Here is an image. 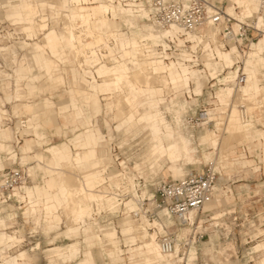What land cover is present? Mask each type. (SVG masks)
Returning <instances> with one entry per match:
<instances>
[{
  "label": "rangeland",
  "instance_id": "374dc122",
  "mask_svg": "<svg viewBox=\"0 0 264 264\" xmlns=\"http://www.w3.org/2000/svg\"><path fill=\"white\" fill-rule=\"evenodd\" d=\"M36 1L41 8L39 9V11H41L39 14L47 16L50 28H55L59 32H62V29L67 26L66 24L69 25V21H66L68 19L64 18L66 14H70V9L67 8L66 0ZM97 1L98 0H93V3H97ZM170 1L184 3V1L188 2L189 0ZM206 1L210 4L214 3L227 11V6L229 4L227 0ZM19 2L21 3L22 1L0 0V71L6 74H4L5 76L3 77L0 76V84L2 86L0 87V144L10 146V151L17 155L16 158H12L9 152H0V166L3 167L0 168V183L2 174L18 169L19 167H25L24 169L29 168L31 179L21 191L16 192L12 200L6 203L0 200V218L5 222V225L4 223L0 224V233H8L15 238L14 243L8 245V247L11 246V248H7L6 246L2 247L5 251L3 256L8 258L3 259L0 256V264H12V260L23 252H27L29 256V264H49V259L55 261V263H59V260L51 258L52 252H47V249L53 246L65 247L73 242H82L83 239L85 240L83 232L72 238H68L65 235L68 228L76 224L75 220H73L75 216L73 217L74 214L73 211H71L76 204L72 202V199L74 200L76 197V202L91 207L89 209L91 211V216H93L96 210H102L99 223L96 220L92 222L88 221L87 225L96 227L90 234L94 237V241L96 240V236L100 234L98 227L101 229L105 227L106 229L104 230L109 231H102L104 242L116 248L117 251L121 247L123 250L122 258L114 261V264H156L155 262L148 263L146 261V249H143V251L139 250V247L143 246L142 243H126V240L120 233L123 220L127 216H130L137 225H142L146 220L151 222L155 220L163 223L165 222L162 218L165 210L155 209V207L151 206L147 201H145L146 204H144L143 209H141L139 216L135 217L133 214H129L131 211L126 215V206H121V208L118 207L119 203L114 198L100 201L98 196H95L93 193L85 196L78 194V196L74 195L75 197L72 193L70 196V203L60 206L57 210V215H59L61 219L60 225L58 226L53 216L48 215L47 211L44 210V198L41 197V199L38 200L35 198L33 200L40 201V203L37 206V211L31 212L30 206L32 204H30V199L27 197V189L34 188L35 186L41 188L48 187V182L56 173L54 174L53 172V174H51L50 172L49 174L47 166L58 168L59 170L57 171L64 173V164L49 165L52 155L46 152V150L53 146H61L59 145L61 143H67L74 137V134L79 133V131L75 129L78 123L72 118L73 115L70 113H74L76 118L79 117L83 120L86 116L84 117L81 114V109L83 112L84 108H90V111L93 112L92 116H97L100 112L96 114L92 104H88L87 101L81 100L77 103V109L75 111L70 110V112L66 114H61L59 107H61L64 102L68 101L69 92L78 88H85L90 91L91 84L87 85L81 82V75L78 79H74V73L78 72L76 66H74L77 58H73L75 56H73V51L70 48H66L68 56L65 60H68V62L64 65H69L71 70L66 71V68L56 70L53 73V77H51L46 69H42L40 66L37 67L34 59V55H36L34 54L36 53L35 47L32 48L31 46L32 44L35 45V43L41 42L40 40L43 39V35L39 34L38 39L29 40L24 32V25L16 24L8 18V15L13 10L19 11ZM115 4L117 5L118 3L116 2ZM89 6L90 5L80 7L78 10L81 12L87 11ZM245 8L247 13H251V8L248 4H246ZM116 12V16L114 15L113 17L114 19L118 18L121 13L131 14V11H123L120 8H116ZM39 14L37 17H39ZM57 14H59V16ZM241 15L242 10L236 5L235 16L233 17L238 18ZM15 16L21 23L23 22L19 13ZM110 18H112V16ZM133 18H135V16ZM37 20L39 21L38 18L36 21ZM247 21L248 20H246V22ZM81 24V22H78L76 26H73L75 33L77 32V35L82 33L88 36V34H86V28L82 27ZM116 24L117 30L127 34L126 36L128 38H132L135 32L140 34V36L147 34L148 31L145 29V26L153 28L145 19L140 20L139 18L137 20L139 31L137 29H131V26L129 28L125 26L120 18L116 21ZM105 25L106 24L99 22L98 25H96L97 32L100 34L106 33L102 30ZM235 29H237V26H235ZM208 30L209 29H205L203 33H206ZM153 31L154 28L152 32ZM59 35H61V33H59ZM87 39L90 40V38ZM183 39L184 38H181V40ZM64 41L65 44H67L66 40ZM254 42H257V39L254 40ZM168 44L170 45V43ZM247 44L248 48L246 49V53H249L250 43ZM232 46H234V44H231L230 48ZM161 48L162 47H157V50ZM171 50L174 51V49ZM169 53L170 59L167 61L170 62L169 66L173 65L172 67L185 68L187 71L206 69V61L203 62L204 66L201 65L191 69L190 67H183V64L176 63L177 61H181L179 55H172L171 51H169ZM240 53L245 57L246 54L242 53L241 50ZM39 55H42L44 60L49 57H47L44 52L39 53L38 56ZM241 59L242 58H240L239 61H241L240 65L243 70V59ZM208 62L210 72L215 73V75L211 77L215 78L219 74H221V76L213 80L212 78L209 79L207 73H204L203 76L205 80L203 81L205 83V88L203 94L201 96H195L193 94V99L190 98L188 93L182 94L184 87L178 91H170L168 90L170 88H168L165 89L164 93L161 95H157L155 92L157 87H160L158 89H163L164 85L159 81L158 83L154 81L155 88L151 90L142 88L141 86L143 85L141 83H136V86L139 88L138 91L142 94L137 95L139 97L137 102L140 103V105L133 104L131 101L127 104V99L125 98H133L136 94L128 84L123 85L122 92L100 95L103 108L101 115L98 116V122H95V125H97L106 136V141L101 144L100 149V154L104 157L103 163L107 166L105 176L112 177L117 173V171H115L117 170L115 159L119 157V162H127L129 166L128 172L131 176L130 179L133 177L136 179L137 183L140 182L141 187L138 189L137 193L140 195V199H148L152 197V195H155L157 186L160 182L179 180L190 172L201 171L209 165H214L221 176L216 185L214 198L210 202L211 205L208 209L204 207L201 211L197 212L194 221H191L190 224H183L172 217V223L168 225L165 223L166 226L163 231L158 227H151L149 221H147V224L144 226L147 227L149 233H157L158 244L160 238L164 235L170 234L176 238V243L179 245L173 257L168 258L171 264H188L191 247H193V251L195 249L197 250V258L190 261L189 264H259L261 261H264V160L261 159L263 148H256L254 143L251 144V141L258 139L259 133L257 132L264 131V101L259 103L261 100L256 101L255 99L256 102H252L255 97L250 99L251 101L248 100L252 96L247 100H245L246 98L244 99L249 105L248 113L253 122V137L250 140L243 141L248 135L245 137L241 135L242 138H244L240 139L241 136L239 137L237 131L232 129V126L228 124L229 122L231 123L232 120L234 121L235 117L238 118L236 123H240V121L237 122L240 118V111L238 110L240 101H236L235 98H233V86L227 83L229 81V76L227 74L230 70L221 73V69L215 66L214 61ZM121 63L127 64V62ZM142 65L143 62L139 63V65H131L130 63L128 67L131 71H136ZM20 66L21 69L24 68V70L20 71L18 75L17 70ZM27 67L30 68V70L25 69ZM216 69L219 70L217 71ZM62 71H66L65 74L61 73ZM81 74H83L82 78H86L84 73ZM97 81L101 83V79L98 78ZM106 81L108 82L110 79ZM261 84L264 86V81ZM244 87L245 86L241 87V92H244ZM191 88L194 90V83H191ZM18 91H20V94ZM17 93L19 96H22L21 100L19 99L20 101L16 100L15 95ZM7 97L10 99H8L9 101ZM110 99L115 105L112 110L108 109L106 106V100ZM171 99H173L174 104L171 111H168L167 108L169 105L171 106ZM176 99L181 102H186L188 104L187 110L182 107V111H180V109L175 106L174 101ZM228 99L233 100L231 102L227 101ZM150 101L152 102V107L159 106L156 107L160 109L159 114L167 118L175 128L176 133L182 131L186 138L193 143L195 147V152L192 154L193 161H189L183 157L177 164H174L169 159L168 155L163 157L153 155L152 148L155 144V138L150 128L147 126H139L133 129L131 125L126 122V119L133 120L139 115V111L135 113L132 107L138 106L140 107V112L144 113L146 109H149V106L145 104ZM235 101L236 103H234ZM227 102H229L230 106L223 105ZM27 105H31L32 110H26L25 107ZM143 105L145 106L141 107ZM123 111L125 114L123 113L124 115L120 116V112ZM233 112L236 114L234 113L233 115ZM175 114L177 115L176 119H180L179 122L183 125L182 128L179 127V123L175 120ZM180 115L181 118L178 117ZM118 117L120 118L118 119ZM210 117L213 118V120L210 121ZM119 123L124 124L120 130L117 128ZM37 125L39 127L36 129L35 126ZM74 129L75 131H73ZM209 130L213 132L216 131V135L213 137L220 140L218 147L213 146L210 140L205 141V137L211 134ZM37 134H42V138L44 139L41 140ZM26 142H29L31 147L29 156L42 154L45 160L39 164V161L35 158H31L28 162L23 163L22 150ZM68 145H70V143H68ZM249 146L252 148L251 151L248 148ZM66 148L67 151H71L68 146H66ZM226 155L229 156V158L227 162H224V157ZM246 161H253L258 169L256 170L254 167H251V164H245L244 162ZM138 166L139 168L136 169L135 167ZM179 168L182 170L181 175L176 173ZM70 173L72 179L68 181L66 185L77 187V185L80 184L78 178L81 177L84 180L85 176L90 173V170L86 164H81L77 166V169L70 170ZM105 176L101 175L103 181L96 185V191L106 192L102 189ZM55 180L59 186H62L66 183V174L56 175ZM129 185L132 187L133 183L129 182ZM53 193H56V190H52L51 194ZM133 193L135 195L136 191L133 190ZM131 200L135 202L133 197L128 202ZM91 201L94 202H92L94 211L92 210ZM72 203L73 205H70ZM136 204L138 205L136 211H138L141 206H139L138 203ZM125 210L126 213H124ZM112 228H116L119 231L121 239L118 237V232ZM114 232L117 233V237L113 240H109L107 236ZM136 232L138 231L135 230V228H129L124 230L123 234L129 236ZM138 233L139 239L148 238L141 237V233ZM199 235H203V238L199 239ZM51 240L53 245H50ZM100 246L104 248L105 252L113 251L108 247L105 248L103 244L96 245L93 248L96 256V264H109L110 260L106 256L100 254ZM85 252L86 245L82 244L81 255L66 263L78 264L81 259H85ZM21 263L23 262L20 261V264Z\"/></svg>",
  "mask_w": 264,
  "mask_h": 264
},
{
  "label": "crops",
  "instance_id": "0c3cea01",
  "mask_svg": "<svg viewBox=\"0 0 264 264\" xmlns=\"http://www.w3.org/2000/svg\"><path fill=\"white\" fill-rule=\"evenodd\" d=\"M98 1L109 3V1H103V0H98ZM227 1L229 4L227 6L226 12L229 15H231L232 17L235 16L236 5L238 6V8H240L242 10L241 16H239L238 18L234 17L237 21L243 22L245 19L251 18L253 16V14L257 12V9H258V0H227ZM246 4H248L250 6L251 13H247L245 11ZM111 5H113V4H111ZM212 5H216V4L212 3ZM38 6H39V4H38ZM114 7L120 8L123 11L129 10V9H125V8L118 7V6H114ZM39 9H41L40 6H39ZM129 11H131L130 12L131 14L121 13L119 15V17L115 18V19L113 18V15L111 14L112 18L105 25L104 29H102L103 32H106L103 35H105V34L107 35V34L111 33L112 31L117 30L116 21L119 18L123 21V23L126 26V20L129 19V15L131 17L135 16V18L130 19L131 20V24H130L131 29H137L139 31V26L137 24V20H138V18H144L145 16L144 15H137L132 10H129ZM18 13H19V11L13 10L8 15V18L16 24H22L20 22V20L15 16ZM113 13H117V12L114 11ZM96 25H98V23H96ZM64 29H62V32H59L57 29L56 30L59 33H61L62 36H65V34L67 32L64 31ZM145 29L148 31V33H147L148 35L152 33L153 28H150L149 26L148 27L145 26ZM119 32H122V31L119 30ZM147 34H146V36H148ZM81 35H84V34H81ZM125 35H127V34H125ZM141 36H144V35H141ZM141 36H140V34L135 32L134 36L132 38H129V39H135V38H139ZM27 45H30V44H27ZM32 46H33V44H32ZM237 50H232V51H234V53L237 55L238 61L240 60V58L243 59L244 71H245L246 75L248 76V80H247L246 85L249 84L250 87H249V89L247 88L246 94H250L253 97H255L256 101L261 100L259 102V103H261V102H263V99L260 97L261 96L260 88L264 87L261 84L264 81V36L261 37L257 42H254L252 44L250 52L246 53V55H245L246 58L244 57V55L242 56V54ZM137 51H138L137 49H134V51H131V57H133L134 59L137 57V54H138V53H136ZM34 54H36V55H34V59H35L37 67L40 66L42 69H46L50 73V76L53 77V75H54L53 73L57 69H55L53 72H51L45 66V62L47 61V59L44 60L42 55L38 56L39 53H34ZM246 60L252 61L254 63V66L249 68L248 71L245 67V61ZM139 63H142V61L140 60L137 65H139ZM168 65H170V63H168ZM206 65L208 67L209 62H207ZM99 66L100 67L105 66V67L100 69ZM99 66L96 67V73L98 74L99 78L101 79V83H99L97 80H95L96 78L92 76L91 77L92 80H90V84H91L90 85V94L87 97H83L81 99L73 100L74 96H75V90L76 89L71 90L69 92L68 101L64 102L62 104V106L59 107V110H60L61 114H66V113L70 112V110L75 111L77 109V103L81 100H85V101H87L88 104H92L94 106L96 114H98L99 112L100 113L97 116H92L93 112L90 111V108H88V107L84 108L85 111L83 110V112L81 109V111H80L81 114L84 117L86 116V118L83 120L80 119L79 117L76 118L74 113H70L71 115H73L72 118L78 123L77 126H75V129H77L79 131V133L74 134V137L72 139H70L67 143H61V144H59L61 146H53V147L46 150V152H48L52 155V159L50 160L49 165L50 164L51 165L52 164H56V165H63L64 164L65 165L64 173L65 174L67 173L66 174V183L63 184L62 186H59L56 183L55 176L60 175V174H64V173L59 172V171L57 172V170H59L58 168H52L50 166H47L48 172L53 171V172L57 173L53 177L50 176L51 179L48 182V187L47 188H41L39 186H35L34 188L27 189V191H26L27 197L30 199V204H32L30 206L31 212L37 211V206L40 203V201H37V200L41 199V197L44 198V201H43L44 210L47 211L48 215L53 216V219L55 221H57V224H56L57 226L60 225V222H61L60 216L57 215L58 208L60 206H63L64 204L68 205L70 203V195L73 192L78 193L81 190V189H79V188H81V186H84L86 188V190L88 191L87 195H91V193H93L95 196L96 195L98 196L100 201H104V198L101 194L102 192L96 191L97 190L96 185L100 184L103 181V178L101 177V175L104 172L103 171L104 168L107 167L106 164L103 163L104 157L101 156V154H100L101 144H103L106 141L105 140L106 136L101 132V129L98 128L97 125H95V122L96 123L98 122V116L101 115V113H102L101 111L103 108L102 99H100V95H108V94H114L115 92H117V93L122 92L123 91V85L128 84L131 87V89L136 92V94L134 95L133 98H125V99H130L133 104L140 105V103L137 102L139 99V97L137 95L141 94L138 91L139 88L131 80H129L128 75H127V74L135 72V71H131V69L128 67L127 64L121 63V62L118 65L113 66V67H109L106 65H99ZM182 66L185 67V65H182ZM186 67L188 68V66H186ZM185 70H186L185 68H177V73L184 74L182 72ZM187 72L188 73L185 76V81L178 83L176 88H175L176 89L175 91H178L179 89L184 87L182 94L188 93L190 95L191 99L194 98L193 94L195 96H201L203 94V90L205 88V83L203 81V80H205V78L203 76L204 72L201 70H191V71H187ZM248 72H250V73H248ZM205 73L208 74L209 79L212 78L213 80L218 79L221 76L219 74L215 78L211 77L213 74L215 75V73H211L209 68H208V71H206ZM84 74L86 75V78L88 79V75L91 74V72L84 71ZM18 75H19V72H18ZM80 75H81V82H82L83 74H81L79 72L74 73V76H75L74 79H78V77ZM116 76L119 77L121 80V85H120L119 90L117 89V86L115 83V77ZM111 77H113V78H111ZM108 78L110 79V81L107 82L106 79H108ZM191 83L195 84L194 90L191 88ZM59 84H61V83H59ZM244 89H245V87H244ZM155 92L157 95L162 94L161 92L158 91V89ZM235 96H236V94L234 91L233 97H235ZM105 99H107V98H105ZM106 101H107V103H106L107 108L112 110L114 108V102L111 100H106ZM174 102H175V106L178 107L180 109V111H182V107H184V109L187 110L188 104L186 102H184V101L181 102L178 99H176ZM173 104H174L173 99H171V106L169 105V107L167 108L168 111H171ZM223 105L230 106L229 102L224 103ZM139 108L140 107H138V106L132 107V110L136 113L137 111L140 110ZM139 115H140V113H139ZM176 116L177 115L175 114V120H177V122L179 123L178 124L179 127L182 128L183 125L179 122L180 119L179 120L176 119ZM180 118H181V115H180ZM210 120H212V119H210ZM166 121L172 127L171 132L159 130L154 126L153 127L149 126L148 124H140L139 125L137 122V118H135L133 120L126 119V122L128 124H130L133 129H135L139 126H145V127L147 126L150 128V130L153 133L154 138H155V144L153 145V148H152V154L153 155H159L160 157L168 155L169 159L174 164H177L178 161L183 157H185L189 161H193L192 154L195 152V147H194L193 143L189 139L186 138V136L184 135V133L182 131L179 133H176L175 128L167 120V118H166ZM242 124L245 127V132L248 133V136L243 141L250 140L253 137V135H252L253 134L252 133L253 122L248 121L246 119V121ZM123 125H124L123 123H119L117 128L120 130L123 127ZM38 127H39L38 125L35 126L36 129ZM152 128H154L155 130ZM75 129L73 131H75ZM215 133H216V131H214L211 134H208L207 137H205V141L210 140V141H212L213 146L218 147L220 140L218 138L213 137L216 135ZM257 133H259L258 139L252 140L251 144L254 143L256 148L257 147L258 148H260V147L264 148V131L257 132ZM37 136L39 138H41V140L44 139V138H42V134H37ZM68 143H70V145H68ZM65 145L70 148V150H71L70 152L66 150L67 148ZM251 146H249L250 150L252 149ZM73 149L75 152L73 151ZM22 151H23V156H22L23 163L28 162L29 159H31V158H33V159L35 158L37 161H39V164L45 160V157L42 154H36L34 156H29L30 151H31V147H30L29 142L25 143ZM0 152H9L12 155V158L17 157L16 154H13V152L10 151V146L5 145V144H0ZM78 152H82V153H78ZM228 158H229V156H227V158H225L224 162H227ZM244 163L245 164H251V167H254V169H256V170L258 169V167L256 166V164H254L253 161H249V162L246 161ZM81 164H86L90 170V173L85 176L84 180L81 177L78 178V180L80 181V184L77 185V187L76 186H71V187L67 186L66 185L67 182L69 180L71 181V179H72V175L70 173V170L77 169V166L81 165ZM0 168H3V167L0 166ZM135 168L137 169V168H139V166L135 167ZM176 173H178V175H181L182 170L179 168ZM52 190H56V193L51 194ZM35 198L37 200L33 201ZM96 199H94V200H96ZM96 201L100 202L98 200H96ZM92 202L93 201H91V206H92V210L94 211V206H93L94 202L93 203ZM107 204H109V203H107ZM210 205H211V203L208 204L205 208L208 209L210 207ZM84 206H86V205H84ZM125 206L127 208L126 214H128V212H130V211H136V208L138 209V205L133 200H131L130 202H127ZM86 207H90V206H86ZM118 207H119V204H118ZM109 209L111 210L110 207H109ZM90 212L91 211L89 210L88 211V221L92 222L94 220H93V216L90 215ZM194 217H195V215H194ZM194 217L192 218V222L195 219ZM162 218L165 220L164 223L160 222V221H156V220L153 222L146 220L142 225H146L147 221H149L151 224V227H158L161 231H163L165 229L166 224L168 225V224L172 223L171 222L172 216L167 210H165ZM2 223H4V225H5V222H3V220L0 218V224H2ZM136 225L137 224H135V221L132 220V218L130 216H127L124 218L120 233H121L122 237L126 240V243H129V244L130 243L134 244L136 242L142 243L143 246L139 247V250L143 251V249H146L145 259L148 263L155 262L156 264H171V262L168 260L167 257L162 256L159 253L160 249H159V244L157 242V235H156L157 233L156 232L154 234H151V233H149V231H147V233H146L149 236L151 235L150 237L152 239V243L149 242L147 239H139L138 238V236H139L138 232H136L132 235H129V236H126L123 234L124 230L129 229V228H134V227H136ZM95 228H96L95 226H89V225L83 226L81 224H75V226L69 227L68 230L65 232V235L68 238L75 237L78 234L83 232V234L85 235V240L83 239L82 242H79V241L73 242V243H71L65 247L53 246V247L47 249L46 250L47 252H52L51 258L59 260V263H55V261H52L49 259V264H63V263L67 264L66 262L76 259L77 257H79L81 255L82 244L86 245L85 259H81L78 264H96V256H95V252L93 251V248L99 244H103L105 248L108 247V248L113 250L111 252H105L104 248L100 246L101 247L100 254L106 256L110 260L109 264H114V261L121 259L122 255H123V250L121 249V247L119 248V250H118L119 252H118L116 248L111 247V246L107 245L106 242H104V239L102 236V231H109V230H104V229H101L98 227L100 234H98L96 236V240L94 241V239H93L94 237H92L90 234L93 232V229H95ZM112 229H114L118 232V237H119V239H121L119 236V231L116 228H112ZM112 229H110V230H112ZM116 237H117L116 232L111 233L110 235L107 236V238L109 240H113ZM14 239L15 238L12 235H9L8 233H5V232L0 233V249H1L0 250V256L3 259H7L8 257L3 256L5 251L2 249V247L6 246L7 248H11V246L8 247V245H10L11 243H14ZM111 242H113V241H111ZM120 243H121V240H120ZM50 245H53L52 240L50 241ZM172 257H173V255L170 256V258H172ZM196 258H197V250L195 249L194 251L192 250L190 252L189 260L192 261L193 259H196ZM20 261L23 262L21 264H29V256H28L27 252H23L18 257H15L12 260V264H20ZM259 264H264V261H261Z\"/></svg>",
  "mask_w": 264,
  "mask_h": 264
},
{
  "label": "bare ground",
  "instance_id": "6f19581e",
  "mask_svg": "<svg viewBox=\"0 0 264 264\" xmlns=\"http://www.w3.org/2000/svg\"><path fill=\"white\" fill-rule=\"evenodd\" d=\"M21 1H22L21 3L19 2L20 5L18 6V8H19V15H21V19L23 20L22 24L24 25V28H25L24 32L27 35V38H29V40L38 39L39 34L43 35V39L40 40L41 42L35 43V45L33 44L34 46H32V47H35L34 49H35L36 53L44 52L47 55V57L49 56L47 58V61L45 62V66L51 72L56 67H58V68H56L57 70L63 69L59 65L58 62L63 63V64H66L68 62V60H65L66 57L68 56L67 52H66V48H70L73 51V54H74L73 56H75L73 58L79 59V57L83 56L84 59H85L84 62H85V65L87 66V69L89 67H91V66L94 67L93 71H90V70H87V69H84V68H83V70H79L76 67L79 73H84V71L91 72V74L88 75V79L85 78V77L82 79V82H84L87 85L90 84V80H92L91 79L92 76L96 78L95 80H97L99 78L98 74L96 73V67H98L99 65L114 66V65H118L120 62H127V65L130 64V63H131V65H137L140 60L143 62V65L140 66L138 68V70H136L135 72L127 74L129 80H131L135 85H136V83H141L143 85V86H141L142 88H145L147 90H151V89L155 88L154 81L157 82V83L159 81V82L164 84L163 85V89L162 88L158 89L160 87H157V86L156 87H157L159 92L164 93V90L168 89V88H170V89H168L170 91L176 90L175 88H176L177 84L182 82V81L183 82L185 81V76L187 75L188 72L185 70V71L182 72L184 74L177 73V68L176 67H172L173 65L169 66L168 63H170V62H165L162 59V57L159 56V53H157V50L155 49V47H160V46H162L163 48L167 49L168 48V44L165 42V39L166 38H170V36H175V34L178 31L177 28L166 29V30H158L152 25L151 27L154 28V32H152L149 35L147 34L149 37L146 36V34H144V36H141V37L135 38V39L127 38L126 35L123 32H119L118 30L112 31L111 33H109L107 35L106 34L103 35V34H100L99 32H97V29H96V23L97 22L98 23L102 22L104 24H107L108 21L111 19L110 18L111 14L113 15V17H114V15L116 16V13H113L114 11H116V8L114 6H118V7H122V8H125V9L132 10L137 15H144L145 16L144 18H139L140 20H144V19L148 18V11L147 10H135V8H133L131 5L124 6L123 4H121V2H118V4L116 5L115 1H117V0H107V1H109L110 4L107 3V2L105 3V2H101V1H97V3H93V0H66L67 8L70 9V12H69L70 14H66V17H64V18L68 19L66 21L67 22L69 21V25L66 24L67 26L64 27L67 30V33H66L67 35L65 34V36H62V35H59V33H58V31L56 29L49 27L47 16H45V15L42 16L41 14H39V12H40L39 11V6H38V3H37L36 0H21ZM187 3H188L187 1L184 2V4H187ZM111 4H113L114 6L111 5ZM87 5H90L87 11L81 12L80 10H78L81 6L83 7V6H87ZM216 6L217 5L210 4V10L213 11V7H216ZM129 10H127V11H129ZM258 12H259V2H258L257 12L254 13L251 18H254L255 15L258 14ZM38 14L40 16V20L36 21V19L38 18L37 17ZM131 18H133V17H131L129 15V19L126 20V26L128 28L130 27V24H131V20H130ZM78 22H81L82 23L81 24L82 27L86 28V31H87L86 34H88V36L87 35H81L82 33L80 35H77L76 34L77 32L75 33L73 26L74 25L76 26L78 24ZM239 22H241V21H239ZM243 22H246V19ZM207 32L206 33H207V35L209 37L213 38L214 40L216 39L217 31L215 29L209 28V30ZM263 36H264V33L259 38H261ZM199 37H200V35H190L189 36V38L192 39V40H195V39L199 40L200 39ZM87 38H90V40H88ZM258 39H257V41H258ZM64 40H66L67 44H65ZM143 42H148V43L144 44ZM253 43H254V41L251 43L250 49H251V46H252ZM180 44H182L181 40H180ZM100 48H103V49L106 50V52H108V54H106V56L108 58V61L104 60L105 59L104 55L99 56L98 49H100ZM236 48L237 47L232 46L230 49H216V52L214 53V58H213V55L210 53L209 54V58L206 59V63H205L206 69L205 70H201V71H203L204 73L206 71H208V67L206 65L208 61H212V62L214 61L215 66L217 68L221 69V73L222 72H226V70H230V72L227 74L229 76L228 77L229 81L227 83L233 86V90L235 91V94H236V96L233 97V98H235L236 101H243V102L247 103V101H245V100H247L252 95L246 94L247 93V88L249 89L250 86H249V84L246 85L247 80H248V76L246 75V73L244 71V67H243V71H244V74L247 76L246 83L244 85H241V86L237 87L236 86V82H235L236 77H237V69L235 68V66H236V64L238 62H241V61H238L237 55L234 53V51H232V50H237L238 49V48L237 49ZM134 49L138 50L136 52L138 54H137V57L135 59L133 57H131V51H134ZM237 51H239V50H237ZM180 57L184 61L186 59V57H187L186 52L182 51ZM62 61H65V62H62ZM183 61H177L176 63H180V64H183L185 66L190 67L189 65L183 63ZM75 62H76V60H75ZM243 66H244V64H243ZM252 66H254V63L252 61H247V60L245 61V67H246L247 71ZM103 67H105V66H101L100 69H102ZM190 68L194 69L193 67H190ZM25 69L30 70V68H28V67L25 68ZM219 69H217V71ZM23 70H24V68L21 69V66H20V68L17 70V72H20V71H23ZM248 73H250V72H248ZM4 74L5 73L3 71H0V76L3 77V76L6 75V74L5 75ZM111 78H113V77H111ZM108 79H106V80H108ZM160 79H162V80H160ZM115 83H116L117 89L119 90L120 89V85H121V80L117 76L115 77ZM3 86H5V85H3ZM9 86H10V84H9ZM243 86H245V89H244V92H241L240 89ZM0 87H2L1 84H0ZM7 87H8V85H7ZM18 92L20 94V91H18ZM260 93H261L260 97L264 98V96H263L264 95V87L260 88ZM19 94L17 93L15 95L17 101H20L21 98H22V96L21 95L19 96ZM89 94H90L89 89L78 88V89L75 90V96H74L73 100L80 99V98H83V97H87ZM8 97H7V100L11 96L9 98ZM253 98L254 97L252 96L248 100L253 99ZM232 100L228 99L227 101H231L232 102ZM253 100L254 101H252V102H256L255 98ZM130 101H131L130 99H127V101H126L127 104ZM236 101L234 103H236ZM263 101H264V99H263ZM0 102H1V100H0ZM4 104H5V101H4ZM145 105H148L149 109L148 110L146 109L144 113H141L140 110H139L140 115L137 116L138 124L139 125L140 124H148L149 126H151V127L154 126L157 129H159V130L166 131V132H171L172 131L171 125H169V123L166 121V118L163 115L161 116L159 114V110L160 109L156 108V107H159V106L152 107L151 106L152 105L151 101L148 102ZM145 105H143L142 107H144ZM248 106L249 105L247 103V117L241 116V112L239 114L240 118H239V120L237 122L240 121V123H236V120L238 119L236 117H235L234 121L230 120L232 124L230 122L228 123V124H230L232 126V129H235L237 131V135L239 137L241 135H243L244 137L246 135H248V133L245 132V127L242 124V123H244L246 121V119L248 121H251V118H250L249 113H248ZM31 107H32L31 105H29V106L27 105L25 107V109L26 110H32ZM233 109H234V105H233ZM123 113L125 114V112L123 111V112H120L121 115L120 114L119 115L122 116V115H124ZM234 113L235 112H233V115H234ZM237 114H238V111H237ZM126 115H127V113H126ZM231 116H232V114H231ZM178 117H180V116H178ZM119 118L120 117H118V119ZM210 119L213 120V118H211V117L209 118V120ZM209 131L211 133H213V131H211V130H209ZM228 132L230 133V130ZM229 135H231V134H229ZM243 138H242V136L240 137V139H243ZM226 139H228V138H226ZM221 155H222V153H221ZM225 158H227V155L224 157V159ZM104 170L106 172L107 167ZM50 172H51V174H53V171H50ZM50 172H49V174H50ZM105 172H103V174H102L103 176H104ZM55 173L56 172H54V174ZM182 178H180V179H182ZM131 179L129 178L128 182L133 183V185H132V189H133L134 181H133V178H131ZM79 189H81V190L78 193L73 192V196L74 195L78 196V194L83 195V196L87 195L88 191L86 190V188L84 186H81V188H79ZM137 193L138 192H136L135 195L133 193V199H135L136 203H138L139 200L141 201L140 195L137 194ZM101 194H102V196L104 198V201L114 198V197H112L110 195H106V192L105 193L102 192ZM75 199H77V197ZM75 199L74 200L72 199V202L76 203L75 207L73 206L74 207L73 210H71V211H73V214H74L73 217L75 216V219H73V220H75L76 224H83V226H85V225H87V222H88V211H89V209L91 207H86L82 203L76 202ZM70 205H73V203L70 204ZM70 214H71V212H70ZM195 214H197V213L192 212L191 214H189L186 217L187 220L192 221V218L194 217ZM134 228H135V230H137L138 232L141 233V237L142 236L144 238L148 237L147 240L152 243L151 237L148 236V234H146L147 231H148L146 226L137 225ZM178 245L179 244L176 243L175 252L177 250ZM192 248L193 247H191L190 252H191ZM175 252H173L172 254L166 256V255L162 254L161 251H160L161 255L165 256L167 258H170V256L174 255ZM189 256H190V254H189ZM189 261L190 260H189V257H188V264H189Z\"/></svg>",
  "mask_w": 264,
  "mask_h": 264
},
{
  "label": "built area",
  "instance_id": "2783aa9c",
  "mask_svg": "<svg viewBox=\"0 0 264 264\" xmlns=\"http://www.w3.org/2000/svg\"><path fill=\"white\" fill-rule=\"evenodd\" d=\"M115 2H121L124 6L131 5L135 10H147L148 18L145 20L158 30L177 28L178 31L175 36L165 39L167 44L170 43L167 49L160 46L162 48L157 50V47H155L157 53L165 62L170 59L169 51L172 55L179 56L184 51L187 57L184 61L180 57L183 63L190 67L204 66L203 62L209 58L210 53L214 58L216 49H228L231 44H234L238 50L240 49L242 53H246L247 43L251 45L254 40L264 33V0H258L259 12L254 18L246 19L247 22L237 21L234 17L228 15L222 7H213V11H211L210 3L206 0H189L187 4L170 0H117ZM38 19L40 20V16ZM235 26H237V29H235ZM209 28L217 31L215 40L203 33L205 29ZM190 35H200V39L192 40L189 38ZM181 38L184 39L181 40ZM180 40L182 44H180ZM143 43L147 44L148 42ZM171 49H174V51ZM98 54L99 56L104 55V60L108 61L106 56L108 52L105 49H98ZM84 60L83 56L79 57V59H76L74 66L79 70L87 69ZM58 63L62 68H66V71L71 70L69 65L65 66L63 63ZM240 64L241 62H238L235 66L237 69L235 80L237 87L244 85L247 79ZM87 70L93 71L94 67L91 66ZM66 71L61 73L65 74ZM238 109L241 116L247 117L246 102L240 101ZM261 159L264 160V148ZM115 160L117 173L111 177L105 176V172L102 189L106 191V195L114 197L121 208L132 199L133 189L138 192L141 186L140 182L137 183L136 179L132 177L134 181L132 189L128 182L131 176L128 172L127 162H119V157H116ZM24 168L19 167L1 175L0 200L5 203L12 200L16 192L21 191L27 185L31 175L29 168ZM220 176L221 174L217 172L216 167L209 165L201 171L188 173L182 179L169 182L162 181L158 184L155 195L148 199L139 200L138 203L141 208L138 211H131L129 214H133L135 217L139 216L141 209L146 204L145 201H147L155 209L167 210L179 222L190 224L191 221L187 220L186 217L192 212L201 211L205 205L213 200ZM101 211L96 210L93 213V220L98 223ZM124 213H126V210ZM102 228L106 229L105 227ZM202 238L203 235H199V239ZM175 246L176 238L173 235H164L159 240V249L166 256L175 252Z\"/></svg>",
  "mask_w": 264,
  "mask_h": 264
}]
</instances>
